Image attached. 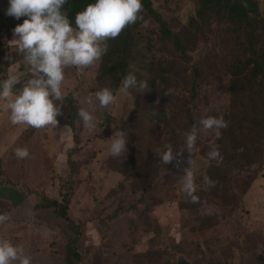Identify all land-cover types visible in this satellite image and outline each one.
Here are the masks:
<instances>
[{
	"label": "rangeland",
	"instance_id": "rangeland-1",
	"mask_svg": "<svg viewBox=\"0 0 264 264\" xmlns=\"http://www.w3.org/2000/svg\"><path fill=\"white\" fill-rule=\"evenodd\" d=\"M152 2L179 43L170 47L158 24L147 19L129 47L135 56L133 72L147 83L152 70L160 75L166 70L171 87L163 83L158 96L146 89L115 91L116 102L101 109L94 93L84 87L101 74L98 60L87 68H64L70 74L69 89L80 87L79 104L94 116L92 130L76 116L74 129L24 130L8 123L0 108V170L22 195L19 203L16 198L8 201L9 195L0 187V216L6 217L0 221V239L21 247L31 264H69L72 244L81 254L76 264H264V155L258 150L246 154L241 160L246 169L225 172L229 182L220 190L199 183L193 193L196 203L177 190L184 177L180 171L192 165L196 151L195 146L191 151L186 147L185 134L195 126L196 143L214 142L221 135V129L219 136L200 130L198 120L222 115L226 123L240 124L229 98L221 89L213 91L215 77L207 70L212 63L205 57L245 59L251 45L262 52L264 0H258L259 27L255 24L247 31L230 26L224 13L212 11L198 18L196 0ZM0 4L8 7V2L0 0ZM18 23L13 19L4 26L0 21V53L17 54L15 64L7 69L0 62V80L17 76L13 87L33 76L12 41ZM224 42H229V48ZM237 58L226 64L231 72L238 66ZM184 63L194 64L197 78L206 77L204 81L197 84L191 73L187 80ZM257 83L264 89V79ZM241 124L249 126L244 116ZM117 132L125 138L126 151L113 157L110 138ZM165 145L172 147L169 163L159 155ZM17 147L26 148L28 157L17 158ZM69 189L72 227L48 198L63 200Z\"/></svg>",
	"mask_w": 264,
	"mask_h": 264
},
{
	"label": "clouds",
	"instance_id": "clouds-1",
	"mask_svg": "<svg viewBox=\"0 0 264 264\" xmlns=\"http://www.w3.org/2000/svg\"><path fill=\"white\" fill-rule=\"evenodd\" d=\"M67 0H8L5 15L20 20L12 29L13 42L18 51L24 53V60L33 74L18 94H12V86L18 82L15 75H9L0 82V101L13 125H27L36 129L45 126L55 127L61 109L54 105V100H62L65 93L62 84L65 79L64 68H87L98 61L106 51V41L117 37L121 31L139 19L142 10L141 0H94L74 16V24L67 14L61 11ZM103 45V46H102ZM148 85L138 80L132 73H127L119 88L126 94L129 89L144 92ZM95 99L101 109L114 101V94L108 88L95 93ZM89 103L91 99L89 98ZM78 116L89 130L95 128L94 116L83 107L78 109ZM200 130L220 135V129L227 123L222 115L205 116L198 120ZM109 152L113 157L126 151L122 133H115L111 138ZM197 129L185 134V144L191 151L196 144ZM160 159L169 163L173 159L171 145H165ZM17 158L24 159L29 153L26 148L14 149ZM209 161L215 160L217 165L222 157L215 145L206 154ZM204 183L214 187L215 181L204 176ZM181 190L196 203L198 197L193 195L195 185L193 172L186 170L181 182ZM210 212V209L206 210ZM6 217L0 216V221ZM31 264V257L26 256L21 247L13 245L7 239H0V264Z\"/></svg>",
	"mask_w": 264,
	"mask_h": 264
},
{
	"label": "trees",
	"instance_id": "trees-1",
	"mask_svg": "<svg viewBox=\"0 0 264 264\" xmlns=\"http://www.w3.org/2000/svg\"><path fill=\"white\" fill-rule=\"evenodd\" d=\"M2 2H8V0H2ZM93 2L94 0H67L66 4L62 6L61 11L65 12L70 22H73L74 24L75 14L82 11L87 4ZM196 2L198 18H205L213 11L216 14L224 13L229 20V25L236 30L240 27L247 31L252 29L251 27L255 24H258L259 27L260 20L258 0H196ZM141 3L144 10L139 13L140 18L133 24L127 25L117 37L109 39L105 42L106 51L99 59L101 74L97 77L96 82H85L84 87L86 92L95 93L99 89L108 88L113 92L114 101L116 102L115 98L118 95L115 91H119L123 77L127 73H132L136 76L133 72L135 56L132 54L131 48L129 47L131 46L135 32L140 31L139 28L142 26L141 24L147 19L150 18L158 24L161 34L165 38L164 40L169 42L168 45L170 47L172 44L175 46L179 43L178 35L174 34L169 29L168 22L160 13L157 12L152 0H141ZM5 10L6 8L0 4V21L3 22L4 26L13 20L11 16L5 15ZM22 20L23 17L19 20L20 23ZM250 33L251 32L248 33L249 38ZM224 44L227 48H229V42H224ZM251 47L250 54H248L245 59L239 57V55L238 58L234 57L227 61L223 60L221 56H219L220 58L213 55L205 57L207 62L212 63L207 67V70L209 74L212 73L215 77L213 80V84L215 86L213 91L216 88L221 89L222 92L229 98L231 111L236 112L240 116V124L230 125V123L227 122V127L221 129V135L214 142H197L194 145L196 147V151L193 156L192 165L188 168L183 167L185 169L178 167L179 170L182 169L180 171L182 174H185L186 170H191L193 172V180L194 183H196L195 189H197V186L200 183L201 187L210 190L213 188L220 190L225 183L229 182L226 179L228 172L231 174L233 170L244 171L246 169V166L241 163V160H243L246 154H249L251 151L258 150L261 157L264 155V89H262L257 83L259 79H264V50L262 52H257L258 50L254 49V45H251ZM18 52V58L24 56L23 52ZM157 55L158 52H155L154 56L157 57ZM236 58L238 66L231 72L229 67L230 65L226 64L234 62ZM16 60L17 54L15 52L11 55H6L5 52L0 53V62H4L5 69L13 66ZM161 65L163 64L161 63ZM191 67L192 71H190ZM220 67H222V70ZM65 68L68 69V67ZM152 71L153 74H149L147 78L148 87L146 92H153L157 95L156 92L163 83L167 84L165 87H171L172 81L171 78L166 75V70L163 75L154 72V70ZM64 73L65 79L62 84V91L65 95L62 100L53 101L54 105H59L61 109L60 114L57 116L58 123L55 127L45 126L44 128L38 129L40 132L46 133L51 132L52 130L62 131L66 127L74 129L77 125L75 119H80L78 118V109L81 108L79 104L81 101L79 94L82 96L80 87L78 86L73 90L69 89L70 83H68V81L70 74L67 73V71ZM183 73L187 80H190L191 73L194 77V81H197V84L204 81L206 78H197L198 70L195 68L194 64L189 65L188 63H184ZM32 78L34 77L31 76V79ZM99 79L100 84L97 85L99 83ZM3 80L5 79L3 78L2 81ZM104 80L106 82L105 84H103ZM2 81L0 80V82ZM24 85V83H19L17 87L12 86V94H18ZM64 116L66 120H64ZM243 116L248 120L249 126L241 124ZM20 128L29 130L30 126L20 125ZM33 129L36 130V128L32 127L30 131ZM212 145H215L218 148L222 157V160L218 165L213 160L209 161L206 158V154ZM48 148L49 150H52L50 140ZM204 176L214 180L216 182L215 186H206L204 183ZM61 179L64 180L63 178H60V180ZM66 182L69 185L72 183L71 179H68ZM181 182L182 180L178 182V185L181 186ZM0 183V187L3 186V188L7 187L9 189H14L15 187L11 186L13 185V181L10 176L1 172V170ZM27 187L28 186L26 185L24 186V188ZM64 194L63 200L54 199L48 196L51 200L49 203L56 206L58 214L68 220L70 226L72 227L74 223L69 215L67 207L68 203L70 204L72 189H69V192L67 193L64 191ZM46 204L45 206L48 207ZM80 259L81 254L78 251V248L72 244L68 255L69 264H76V261Z\"/></svg>",
	"mask_w": 264,
	"mask_h": 264
},
{
	"label": "crops",
	"instance_id": "crops-1",
	"mask_svg": "<svg viewBox=\"0 0 264 264\" xmlns=\"http://www.w3.org/2000/svg\"><path fill=\"white\" fill-rule=\"evenodd\" d=\"M0 102H3V101H0ZM0 108H1V110L3 111V112H5L4 114H2L4 117H5V119H6V121H8V123H10V121H9V116H8V111L6 110V109H4L3 108V105H0ZM0 123H1V120H0ZM11 124V123H10ZM16 188V189H15ZM14 189L12 188V189H9V188H3L4 189V191H6V193L9 195L8 197H7V199H8V201H14L15 200V198H16V201H17V203H19L21 200H22V198L20 199L19 198V196H22L20 193H19V190H18V188L17 187H15ZM14 203V202H13ZM14 204H16V203H14Z\"/></svg>",
	"mask_w": 264,
	"mask_h": 264
}]
</instances>
